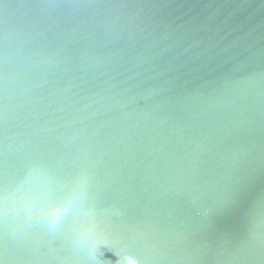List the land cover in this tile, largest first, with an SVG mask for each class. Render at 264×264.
I'll return each mask as SVG.
<instances>
[{"label": "water", "instance_id": "obj_1", "mask_svg": "<svg viewBox=\"0 0 264 264\" xmlns=\"http://www.w3.org/2000/svg\"><path fill=\"white\" fill-rule=\"evenodd\" d=\"M141 3L24 31L8 10V264H264V0ZM85 154L105 215L89 255L18 200L49 180L29 160Z\"/></svg>", "mask_w": 264, "mask_h": 264}, {"label": "snow or ice", "instance_id": "obj_2", "mask_svg": "<svg viewBox=\"0 0 264 264\" xmlns=\"http://www.w3.org/2000/svg\"><path fill=\"white\" fill-rule=\"evenodd\" d=\"M142 6L141 0H0V48L7 44L8 10L18 9L20 16L17 24L21 31L31 28L43 19L37 17L36 13H51L56 9H121ZM30 151L25 153L27 157ZM17 158L10 154L7 145L6 124L0 130V240L3 241V255L0 264H8V247L6 235L3 233V219L7 215V192L9 190L10 178L14 175ZM25 167L31 171L38 168L46 177L47 183L43 186L27 185L24 187L18 200L20 207L26 202L33 205L34 212L29 218L35 216L42 218L44 207L63 198L68 192L75 191L83 194L91 206L98 203L94 191V166L87 155L73 156L68 163L63 160L59 165L50 161L29 160ZM241 251L250 253V245H245Z\"/></svg>", "mask_w": 264, "mask_h": 264}, {"label": "clouds", "instance_id": "obj_3", "mask_svg": "<svg viewBox=\"0 0 264 264\" xmlns=\"http://www.w3.org/2000/svg\"><path fill=\"white\" fill-rule=\"evenodd\" d=\"M20 211L29 217L34 208L30 202H26ZM101 216H105L103 211L91 206L82 193L70 191L63 198L44 207L41 219L50 230H69L73 246L89 255L99 238Z\"/></svg>", "mask_w": 264, "mask_h": 264}]
</instances>
